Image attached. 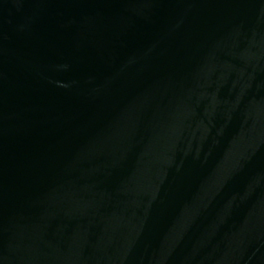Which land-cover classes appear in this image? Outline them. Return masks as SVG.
<instances>
[{"label": "water", "instance_id": "1", "mask_svg": "<svg viewBox=\"0 0 264 264\" xmlns=\"http://www.w3.org/2000/svg\"><path fill=\"white\" fill-rule=\"evenodd\" d=\"M0 264H264V0H0Z\"/></svg>", "mask_w": 264, "mask_h": 264}]
</instances>
